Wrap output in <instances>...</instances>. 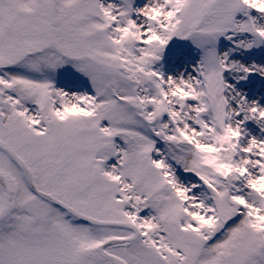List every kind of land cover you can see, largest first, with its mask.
<instances>
[{
    "label": "snow or ice",
    "instance_id": "obj_1",
    "mask_svg": "<svg viewBox=\"0 0 264 264\" xmlns=\"http://www.w3.org/2000/svg\"><path fill=\"white\" fill-rule=\"evenodd\" d=\"M0 264H264V0H0Z\"/></svg>",
    "mask_w": 264,
    "mask_h": 264
}]
</instances>
